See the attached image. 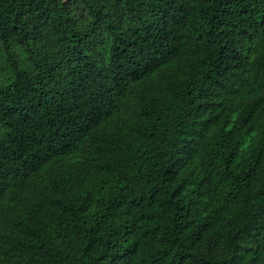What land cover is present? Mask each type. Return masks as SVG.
Listing matches in <instances>:
<instances>
[{
	"label": "trees",
	"instance_id": "obj_1",
	"mask_svg": "<svg viewBox=\"0 0 264 264\" xmlns=\"http://www.w3.org/2000/svg\"><path fill=\"white\" fill-rule=\"evenodd\" d=\"M0 264H264V0H0Z\"/></svg>",
	"mask_w": 264,
	"mask_h": 264
}]
</instances>
